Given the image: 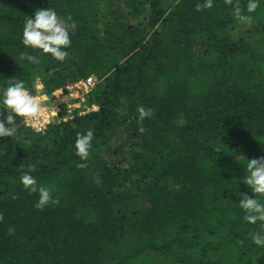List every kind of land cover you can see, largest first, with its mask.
Masks as SVG:
<instances>
[{
	"label": "trees",
	"instance_id": "16d2710c",
	"mask_svg": "<svg viewBox=\"0 0 264 264\" xmlns=\"http://www.w3.org/2000/svg\"><path fill=\"white\" fill-rule=\"evenodd\" d=\"M202 2L0 0V89L15 76L50 94L93 76L97 106L44 134L17 117V135L0 138V264H264L250 236L264 222L249 224L235 193L264 203L243 183L246 159L264 155V0L253 12ZM46 7L74 21L64 61L21 43L26 16ZM89 129L82 160L74 141ZM119 132L135 140L128 167L102 153ZM33 162L58 202L35 207L19 180ZM134 177L136 193L119 188Z\"/></svg>",
	"mask_w": 264,
	"mask_h": 264
},
{
	"label": "clouds",
	"instance_id": "9594fccd",
	"mask_svg": "<svg viewBox=\"0 0 264 264\" xmlns=\"http://www.w3.org/2000/svg\"><path fill=\"white\" fill-rule=\"evenodd\" d=\"M213 0H203L197 3L196 8H211ZM259 4V0H248L247 11L253 12ZM234 14L239 20H249L251 17L242 14L241 8L234 7ZM22 28L21 43L33 49L42 50L43 53L51 54V57L58 61H64L68 56L67 48L71 44L70 29L74 27L71 17H61L50 8H37L32 16H26ZM24 59L31 63H39V57L28 52L21 54ZM41 110V104L36 97L25 87V82L15 76L9 78L6 87L0 89V138L15 137L17 135V117L31 118ZM140 118L143 119L148 113L144 107H139ZM143 131V129H140ZM93 131L77 133L74 141V148L82 160L89 155ZM78 167H85L84 164ZM36 168V163L28 165V171H23L19 180L20 183L31 193H36L38 198L35 207L43 208L49 202L56 203L53 189L50 186L38 184L37 179L31 173ZM245 169L247 174L245 175ZM243 183L249 186L251 193L264 194V155L246 159L244 165ZM240 197L238 205L244 210V219L249 224L257 221L264 222V203L256 195H249L246 192L237 191ZM251 239L257 246H264V232L254 231L250 233Z\"/></svg>",
	"mask_w": 264,
	"mask_h": 264
},
{
	"label": "built area",
	"instance_id": "2783aa9c",
	"mask_svg": "<svg viewBox=\"0 0 264 264\" xmlns=\"http://www.w3.org/2000/svg\"><path fill=\"white\" fill-rule=\"evenodd\" d=\"M95 84L96 79L89 76L47 94L37 80L30 92L41 104V110L34 117H20L21 123L35 134H44L50 126L65 124L95 112L97 106L88 98Z\"/></svg>",
	"mask_w": 264,
	"mask_h": 264
},
{
	"label": "rangeland",
	"instance_id": "374dc122",
	"mask_svg": "<svg viewBox=\"0 0 264 264\" xmlns=\"http://www.w3.org/2000/svg\"><path fill=\"white\" fill-rule=\"evenodd\" d=\"M34 89V88H33ZM135 140L129 138L127 132H119L116 137L110 140L109 144L104 148V156L107 160L115 163L119 167H128L130 164V153ZM167 186H172V181H169ZM139 182L136 177L129 179L126 184H121L119 188L125 189L129 194L137 192ZM141 205L143 203H140Z\"/></svg>",
	"mask_w": 264,
	"mask_h": 264
}]
</instances>
